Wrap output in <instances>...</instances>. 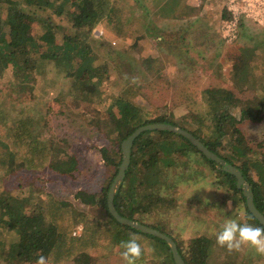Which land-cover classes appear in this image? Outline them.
I'll use <instances>...</instances> for the list:
<instances>
[{"label":"trees","instance_id":"1","mask_svg":"<svg viewBox=\"0 0 264 264\" xmlns=\"http://www.w3.org/2000/svg\"><path fill=\"white\" fill-rule=\"evenodd\" d=\"M135 1L137 5L133 7L131 0H0V80L9 66L13 75L9 83L13 85L28 86L45 74L55 73L74 79L81 94H88L89 84L99 83L109 72L107 63L94 64L98 58L94 42L115 57L121 52L115 40L106 37L96 40L98 26L104 25L123 37V28L136 20L133 11L125 15V4L131 10L147 5L155 9L173 7L171 0H168L170 3L167 0ZM179 1L187 14L188 0ZM230 15L225 9L222 19ZM59 18L67 21L61 23ZM222 19L218 26L221 36ZM243 25L241 19L238 34ZM212 34L215 32H209L208 36ZM141 35L124 52L139 50L140 41L145 39ZM222 39L228 44V50L221 59L229 66L232 86L202 88L195 98L201 107H189L181 116L167 107L146 108L137 99V96H144L143 86L131 79L132 67L127 61L118 68L123 84L111 105L86 107V123L108 140L100 149L106 165L101 189L76 193V197L89 207L86 210L37 187L36 180L42 171L52 168L62 175H71L77 170V161L65 156L59 159L64 155V148L38 137V121L34 115L24 113L10 122L2 120L11 104L9 99L0 97V127L6 126V129L0 128V264H37L40 256L46 258V264H97L102 257L121 254V242L133 236L142 249L135 264H176L164 239L119 222L108 209L109 189L123 160L121 144L138 127L148 123L181 126L225 162L236 166L250 185L255 205L264 214V152L256 154L242 130L244 124L264 120V99L255 106V96H246L252 89L254 64L259 57L260 61L264 59V53L239 44L237 38L233 42ZM143 57L142 63L146 64L148 72L161 81L160 59L155 54ZM34 98L40 100L41 95ZM82 98L88 99V95ZM263 144L257 143L259 147ZM189 149L196 150L203 159L216 165L184 135L160 129L141 133L135 139L130 165L114 197L119 213L172 236L160 216L170 202V193L165 194L168 186L161 179L169 176L171 165H177L179 157L189 154ZM22 168L35 173L27 179L30 192L25 197L3 189L8 182L5 175L16 174ZM214 169L218 183L227 184L233 205L245 206L246 214L239 220L262 225L249 211L235 175L222 168ZM79 224L83 225V231L74 235ZM214 239L216 235L203 233L186 243L176 241L186 264H236L231 257L212 262Z\"/></svg>","mask_w":264,"mask_h":264},{"label":"rangeland","instance_id":"2","mask_svg":"<svg viewBox=\"0 0 264 264\" xmlns=\"http://www.w3.org/2000/svg\"><path fill=\"white\" fill-rule=\"evenodd\" d=\"M130 3L133 7L137 5L135 0ZM171 4V9H155L153 5H147L132 10L125 4V15L133 11L136 20L123 28V37L117 36L111 29L107 30L104 25L98 26L96 40L102 37L115 40L121 52L119 57H115L94 42L95 54L98 56L94 64L107 63L109 72L99 83L92 81L89 84L88 94H81L74 79L55 73L41 76L35 84L13 85L9 83L13 77L12 68L7 67L0 80V97L9 99L11 105L2 120L10 122L24 113L34 115L38 121V137L54 141L64 148V155L59 159L65 156L66 159L77 161V170L71 175H62L52 168L42 171L35 183L37 187L58 198L72 201L78 208H89L76 197V193L79 190L94 192L101 189L106 178V165L100 149L108 144V140L103 133L86 123V107L111 105L123 84L118 68L123 66L124 61L132 67L133 82L143 86L141 93L144 96H137L138 101L146 108L167 107L176 116H181L189 107H201L195 98L202 88H231V71L221 59V55L228 50V44L218 31L223 12L228 10V0H188L190 6L185 9L187 14L179 0H171ZM59 20L61 23L67 21ZM242 21L244 25L236 41L264 53V25L252 18L242 17ZM213 31L215 34L209 37L208 33ZM139 35L145 36L139 43V50L124 52ZM150 54L160 59L161 81L151 76L146 64L142 63L143 56ZM253 71L252 89L246 96L254 95L256 106L264 99V59L260 61L259 57ZM35 95H41V99L34 100ZM83 95H88V99H83ZM14 100L19 104L16 105ZM1 127L6 129L3 124ZM242 130L250 145L256 149L255 153L264 152V144L262 147L257 145L259 142L264 143V120L244 124ZM196 152L189 149V154L179 157L177 165H171L169 176L161 179L168 186L165 194L170 193V202L161 212L160 216L164 218L161 219L172 234L171 237L185 243L199 234L216 235L226 219H243L246 214L244 205L239 208L233 205L227 184L218 183L217 171L214 169L217 164H210ZM34 174L26 168L19 169L16 174H7L8 182L3 189L25 197L30 192L27 179ZM213 242L212 262L231 257L236 264H264V254L258 253L250 245L230 251L217 244L216 239ZM97 264H126V261L121 254H112L102 257Z\"/></svg>","mask_w":264,"mask_h":264},{"label":"water","instance_id":"3","mask_svg":"<svg viewBox=\"0 0 264 264\" xmlns=\"http://www.w3.org/2000/svg\"><path fill=\"white\" fill-rule=\"evenodd\" d=\"M160 129V130H169L171 132H175L181 135H184L186 138L190 140L192 144H194L207 158L212 159L216 162L218 168H222L231 174L235 175L237 181V187L242 188L244 195L246 196V204L249 211L254 215L255 218L259 220V222L264 225V214L257 208L254 202L253 192L250 188L249 183L246 182L244 176L241 171L234 165L225 162L217 153L210 150L198 137H196L190 131L169 123L164 122H155L148 123L138 127L132 134H130L121 144L122 152H123V160L119 166L118 173L116 174L108 193V209L110 213L121 223L132 226L136 229H139L145 233L153 234L159 238L164 239L170 246L176 264H186L184 258L178 250V244L173 237L166 234L165 232L141 223L137 220H133L127 218L119 213L117 210L114 197L117 190L120 188L121 183L125 177L126 171L130 165L131 161V150L134 145L135 139L143 132L147 130Z\"/></svg>","mask_w":264,"mask_h":264},{"label":"clouds","instance_id":"4","mask_svg":"<svg viewBox=\"0 0 264 264\" xmlns=\"http://www.w3.org/2000/svg\"><path fill=\"white\" fill-rule=\"evenodd\" d=\"M216 242L228 250H238L242 245H250L258 253L264 254V225H255L242 222L236 217H229L216 233ZM121 253L126 264H135L136 259L141 255V245L133 236L132 238L122 241ZM37 264H46V258L40 256Z\"/></svg>","mask_w":264,"mask_h":264},{"label":"built area","instance_id":"5","mask_svg":"<svg viewBox=\"0 0 264 264\" xmlns=\"http://www.w3.org/2000/svg\"><path fill=\"white\" fill-rule=\"evenodd\" d=\"M255 7H258L253 13ZM228 10L230 16L221 20L220 29L222 37L233 42L237 38L239 30V21L242 17L252 18L264 25V0H228ZM83 231V225L75 227L73 234L80 235Z\"/></svg>","mask_w":264,"mask_h":264}]
</instances>
